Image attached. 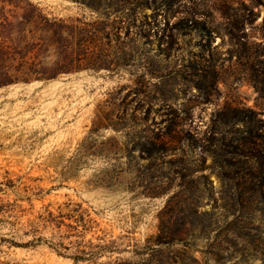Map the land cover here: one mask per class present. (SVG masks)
<instances>
[{"label": "rangeland", "instance_id": "1", "mask_svg": "<svg viewBox=\"0 0 264 264\" xmlns=\"http://www.w3.org/2000/svg\"><path fill=\"white\" fill-rule=\"evenodd\" d=\"M34 1L60 16H97L70 0ZM132 7L142 24L132 32L150 37L139 48L116 44L115 70L0 88V204L18 205L19 217L15 226L0 222V264H75L76 247L53 245L59 236L51 227H40L44 240L35 244L13 241L26 244L34 237L31 221L76 203L87 231L65 241L79 239L88 251L107 246L79 264H264V0H136ZM119 50L131 56L116 69ZM148 55L149 71L142 65ZM250 109L263 121L239 117ZM129 118L133 134L126 138L113 126ZM170 123L197 147L172 143L178 151L169 163L145 164L139 150L128 153ZM252 129L261 134L259 158L240 154L253 144L237 147ZM182 149L194 170L185 181L174 172L182 170ZM170 177V194L185 193L163 214L169 194L160 192ZM161 225L183 230L182 241L160 244Z\"/></svg>", "mask_w": 264, "mask_h": 264}, {"label": "trees", "instance_id": "2", "mask_svg": "<svg viewBox=\"0 0 264 264\" xmlns=\"http://www.w3.org/2000/svg\"><path fill=\"white\" fill-rule=\"evenodd\" d=\"M78 3L81 6L87 7L97 14L96 18L88 19L83 16H60L49 11L40 2L34 0H0V88L18 83H32L36 81H48L59 77L62 74H68L86 69H109L115 70L111 65L114 63V52L112 48L116 44L129 45L130 42H135L140 46L147 44L146 40L149 35L132 32L133 28H140L142 24H137L138 16L135 7L136 0H70ZM151 4V3H150ZM148 5V4H147ZM152 27V23L149 24ZM154 28V26H153ZM122 51V62H115L116 69L122 68L126 61H129L131 54L126 50ZM160 54H155L159 56ZM153 56L144 57L143 67L149 71L153 62ZM236 110V115L242 113ZM248 114H244L243 120L259 121L255 110H248ZM246 117V118H245ZM130 122L124 126L114 125L118 131H125L124 136L130 137L133 132L130 131L132 119H127ZM111 125V124H110ZM171 123L167 124L155 136L145 141H138L131 149H127L128 153L135 150L140 151V155L136 156L138 162L147 163L162 160L165 163L171 162L167 157L173 153V150L178 151L172 143L178 142L186 144L187 147L195 149V138H191L183 132H178L171 128ZM174 125H179L175 121ZM161 130V132H160ZM255 130V129H254ZM252 129L251 137L248 141L238 145L253 144V147L245 150L241 147L243 156L259 158L262 156L260 150L256 151L257 140L261 134L254 132ZM129 140V139H127ZM131 141V140H129ZM128 142V141H127ZM249 151V152H248ZM177 153V152H174ZM216 155V150L213 152ZM176 162L182 166V170L174 171L177 177H181L183 181L194 173V170H189L186 167L188 158L185 155V149L179 152ZM222 169L231 168L237 169V166L232 164L222 163ZM199 170V169H196ZM188 171V172H186ZM245 171V170H244ZM250 173V172H248ZM264 173V170H263ZM204 178L211 180L206 174ZM174 177L168 178L169 184L164 186L161 194H169L167 202L161 213H167L175 207L178 197L183 196L184 189H179L170 194L171 182ZM14 180H9V186H14ZM181 188L184 186L180 183ZM1 190V188H0ZM159 194V195H161ZM182 194V195H181ZM72 202H67L66 206L70 207ZM15 203L0 204V222L9 221L12 225H17L18 215ZM82 209V203H76L73 208H69L68 212L59 211L58 214L48 210L47 214H41L37 219L30 222L31 228L29 232L34 234L32 240L26 244L14 242L16 245L35 244L38 241L44 240L39 235L40 227H51L54 230V236H59L58 241H52L53 245L58 248L70 250L76 247V255L72 256L75 264L83 261H93L101 255L107 246L99 245L98 250L88 251L86 246L83 248L82 241L70 240L74 235L80 237L85 236L87 226L84 218L76 217L75 212ZM192 213L195 217H199L200 205L192 206ZM83 214V213H82ZM80 214V216H82ZM70 220V221H68ZM82 227V229H80ZM160 232L157 234V241L160 244L173 243L182 241L183 230L173 233L171 230L160 227ZM6 238H3V240ZM91 248V247H90ZM114 264H132L131 261H117Z\"/></svg>", "mask_w": 264, "mask_h": 264}]
</instances>
